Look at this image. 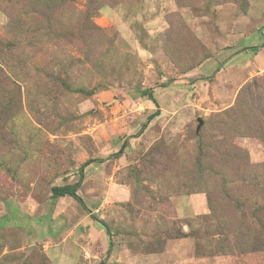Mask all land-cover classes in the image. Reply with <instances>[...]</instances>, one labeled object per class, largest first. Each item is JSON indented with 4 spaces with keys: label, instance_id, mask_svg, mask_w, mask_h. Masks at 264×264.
<instances>
[{
    "label": "rangeland",
    "instance_id": "1",
    "mask_svg": "<svg viewBox=\"0 0 264 264\" xmlns=\"http://www.w3.org/2000/svg\"><path fill=\"white\" fill-rule=\"evenodd\" d=\"M0 264H264V0H0Z\"/></svg>",
    "mask_w": 264,
    "mask_h": 264
},
{
    "label": "trees",
    "instance_id": "2",
    "mask_svg": "<svg viewBox=\"0 0 264 264\" xmlns=\"http://www.w3.org/2000/svg\"><path fill=\"white\" fill-rule=\"evenodd\" d=\"M253 50V53L257 52L258 51V48L257 47H254V48H250ZM167 85L166 84H162L160 87L161 88H165ZM144 96H147L151 102L153 104H155V101L154 99L152 98L151 96V93L148 92V91H145V93H143ZM152 115L149 116L147 118V122L145 124L142 125L141 127V131L144 130L146 127H147V124L148 122H150L152 120ZM124 148V146L122 147V149ZM121 149V150H122ZM120 152L119 151L118 153L114 154L113 156H116L118 157L120 155ZM96 162V160H90V161H86L85 163H83L79 169V180L72 184V185H65V186H55V187H52L51 189V193H52V198H62V197H70L72 198L73 200H75L79 205L80 207L87 211L88 212V209L87 207L85 206V204L83 203L82 199L77 195V190L79 189L80 185H81V182H82V176H83V170L86 166H88L89 164L91 163H94ZM107 232V231H106ZM108 233V232H107Z\"/></svg>",
    "mask_w": 264,
    "mask_h": 264
}]
</instances>
